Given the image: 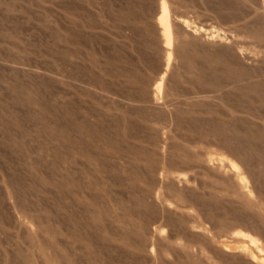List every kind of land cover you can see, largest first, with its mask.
Returning <instances> with one entry per match:
<instances>
[{"label":"rangeland","instance_id":"rangeland-1","mask_svg":"<svg viewBox=\"0 0 264 264\" xmlns=\"http://www.w3.org/2000/svg\"><path fill=\"white\" fill-rule=\"evenodd\" d=\"M159 3L0 0V264H264V7L168 0L161 110Z\"/></svg>","mask_w":264,"mask_h":264},{"label":"bare ground","instance_id":"bare-ground-1","mask_svg":"<svg viewBox=\"0 0 264 264\" xmlns=\"http://www.w3.org/2000/svg\"><path fill=\"white\" fill-rule=\"evenodd\" d=\"M260 2L262 4V6L264 7V0H260ZM157 13L158 14H157V16L155 18V24L157 26V31L159 33V38H160V40L162 42V49H163L164 57L166 59V65L163 67V72H162L161 76L159 77V80L156 81L153 84V86L151 87L150 93L148 94V98L151 101V103L149 102L150 104H147V105L148 106L157 105L156 108H158V106L161 107V105L163 104V106H162L163 108H161V110H162V109H165L164 107H166V106H164L165 105L164 102H162L160 100V95H161L162 89L164 87L163 86L164 79L166 77L167 72L169 71V68H170V65H171V62H172V57H173V54H174L173 44H174V40H175L174 31H173V27H172L173 20H172V16H171L170 6H169V3H168V0H160L159 7L157 9ZM195 31H194L195 33L198 32V33H201V35L202 34L205 35L203 31H197V30H195ZM201 35H200V37H201ZM207 37H208V35L205 38H207ZM208 38H210V37H208ZM213 38H215V37H213ZM210 41H208V42H210ZM213 41L214 40H212L211 43H213ZM216 41H217V39H216ZM165 103H167V105L169 104V102H165ZM200 157H203V158H200V159H202V163L203 164L213 168L214 170H216L219 173H222V174H225V175L229 174L231 176L233 181L236 183L237 190H238L239 194H241V196L244 198L243 201H246L245 203H248V206L249 205H258V203H259L258 199H256V197L254 195V187H256V186H254V185L252 186L250 184L249 179L247 178V175H245L244 171L241 170L240 165L238 164V162H236L235 160H233L231 158L227 159L225 157L217 158L218 160L216 161V159L213 156L209 155V154H206L205 156H200ZM173 180L181 182V181H187L188 179L184 175L178 174V175L173 176ZM225 192H227V191H225ZM155 200H158V198L155 197ZM263 203H264V201L262 200L261 201V205ZM33 224H38L39 225L41 223L39 221L35 220V219H32L30 221H26L25 222L26 228L31 234H34ZM192 229L196 230V225H193ZM154 236L156 238H158L159 240L160 239H165L164 233H163V231L160 228L154 229ZM236 238H237V236H236ZM234 239H235V237H234ZM240 239H242V238H240ZM252 240L255 241V242L258 241V239H256V238H253ZM178 243L180 244V242H178ZM151 244H152V247L149 248L148 250H149L150 257L152 258L153 255L155 254L154 253V251H155L154 247H155V244H156L153 239H152V243ZM184 247H186V246H184ZM40 249L41 250H39V252L43 256H45V254L49 253V251H47V249L44 248V247L40 248ZM162 251H163V253H168L169 249L165 247L164 249H162ZM248 253H249V251H248ZM248 253L245 252V251L241 252V255H243L242 258L245 259V260H248L250 258L252 259V257ZM57 264H66V263H65V261H60ZM209 264H221V261L218 260V259H214L212 257H209Z\"/></svg>","mask_w":264,"mask_h":264}]
</instances>
